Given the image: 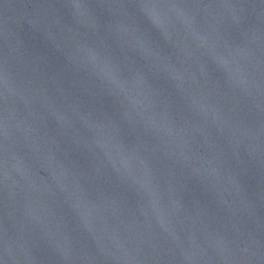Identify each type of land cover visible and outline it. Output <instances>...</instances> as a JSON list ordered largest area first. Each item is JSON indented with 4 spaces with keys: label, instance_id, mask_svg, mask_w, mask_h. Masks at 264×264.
Masks as SVG:
<instances>
[{
    "label": "water",
    "instance_id": "1",
    "mask_svg": "<svg viewBox=\"0 0 264 264\" xmlns=\"http://www.w3.org/2000/svg\"><path fill=\"white\" fill-rule=\"evenodd\" d=\"M0 264H264V0H0Z\"/></svg>",
    "mask_w": 264,
    "mask_h": 264
}]
</instances>
